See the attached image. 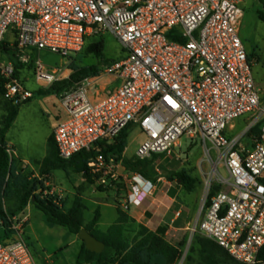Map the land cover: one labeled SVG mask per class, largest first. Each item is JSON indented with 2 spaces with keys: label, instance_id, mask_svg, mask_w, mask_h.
Returning <instances> with one entry per match:
<instances>
[{
  "label": "built area",
  "instance_id": "2783aa9c",
  "mask_svg": "<svg viewBox=\"0 0 264 264\" xmlns=\"http://www.w3.org/2000/svg\"><path fill=\"white\" fill-rule=\"evenodd\" d=\"M241 1L0 0V44L10 31L20 63H33L37 80L52 86L60 69L34 60L33 53L70 60L90 37L112 34L126 57L95 79L113 76L121 84L92 100L94 79H87L58 96L67 115L53 132L60 157L98 152L89 164L93 174L107 164L122 166L101 154L99 143H111L132 124L146 137L138 147L140 160L172 155L182 137L201 140L218 173V190L210 198L214 189L208 181L199 231L235 261L258 264L264 247V125L258 135L249 134L264 121V96L241 38ZM0 74L7 80V101L19 105L35 97L15 77L13 62L0 66ZM246 114L255 116L246 132L229 136L234 121ZM126 174L131 193L121 207L129 211L143 205L155 183L130 170ZM164 181L159 173L156 183ZM98 182L105 184V176ZM0 264L38 263L18 234L0 242Z\"/></svg>",
  "mask_w": 264,
  "mask_h": 264
},
{
  "label": "rangeland",
  "instance_id": "374dc122",
  "mask_svg": "<svg viewBox=\"0 0 264 264\" xmlns=\"http://www.w3.org/2000/svg\"><path fill=\"white\" fill-rule=\"evenodd\" d=\"M240 3L241 7L244 9L241 38L249 55H251L255 81L264 96V21H262L259 16V13L263 11V5L259 0H242ZM101 38L105 44L104 57L107 60L118 61L126 57L125 50L112 34H104ZM13 42L14 36L9 31L6 34L4 43L5 45H11ZM33 56L35 60L40 59L44 65L50 68L61 69L67 67V62L69 60L59 54L50 52H36ZM77 57L74 55L73 59L69 60V62H71L69 68L76 65L85 67L97 64L96 59L92 57L89 58L85 55L84 51ZM8 61L9 55L0 52V66H5ZM69 70L72 75L73 71L71 68ZM21 77L27 80L23 83L25 88L33 91L44 90L45 83H39L33 75V72L25 70L24 76L21 75ZM112 79L113 76H104L100 80L94 82L91 80L92 85L89 89L91 99L97 100L106 96V90L110 87V81ZM71 89H65L60 95H64ZM46 96L50 99L51 103H55L54 107L58 110H54L55 112L52 110V113H48V110L44 108L45 110L43 111H45V113H43L39 106H28V104L22 105L20 119L17 124L18 126L14 128L13 132L19 137L16 145L18 151L12 149L14 155L16 154L15 152H17L21 157L30 160H41L47 156L49 149L47 147L45 136L48 128V117L52 119V117H55L56 114H58V117H60L59 120H62L63 118H66L67 115L62 109L58 97L52 90L47 92ZM36 98L37 100H42L44 95L42 94V97L37 96ZM4 103L5 98L0 96V122L3 121L4 115L6 114ZM254 117L253 114H246L234 121L233 124L235 128L228 131V135L236 136L246 132ZM145 138L146 137L141 132L140 128L136 125L133 126L129 132L127 149L124 156L127 159L139 161V158L137 157L138 147ZM245 143H249V140L245 139ZM206 151L208 150L204 148L201 140L182 137L178 145L174 148L172 155L163 154L160 158L153 159L154 172H152V179L149 180L153 183H156V177L161 173L165 178V183L168 184L170 180H172L169 178L170 174H168L170 171L176 173L185 171L188 175L197 180L196 188L193 192L186 190L181 181L176 178L175 180H172L174 182L172 190L176 192L181 190L178 197L179 201L183 202V204L188 202L191 209L194 207L196 208L195 221L187 232V236L177 244L181 245L183 252L178 264H206L203 262L201 247L195 242L198 236L204 237L199 231V223L202 217V206L206 200L208 181H213L212 189L218 188V183H216L218 173L213 167L214 163L209 155L206 154ZM214 151V149L211 150V153L212 157L216 159V151ZM107 165L102 167L101 172V175L105 176L106 183L102 184L101 182H97L95 186L96 192H98V187L100 186L107 189V191L94 194L91 193L90 190L85 189L82 193L84 203L87 207L85 212L86 220L91 221L94 217L95 211L100 209L103 214L100 227L102 230L108 228L117 220V212L115 208L116 202H119L120 204L125 203L131 193V188L128 184L129 178L126 174L127 169L124 168L123 164L122 166ZM105 171H107V173ZM219 171L221 175L228 177V174L223 167H221ZM65 173L66 172L62 170L55 171L53 177L59 190L63 187L64 190L68 191L72 188L68 185V182L65 181ZM71 174L75 179L79 178L78 174L72 172ZM56 196L62 197V199L65 198L63 195ZM65 202L66 208H69L72 205L73 197L71 194L66 195ZM131 210L133 211L134 207H132ZM28 214H30V222L20 234L29 245L37 263L42 264V256L48 254L51 255L53 260L58 264H74L76 262V254L78 246L80 245V240L76 238V236L70 234L66 228L60 226H56L53 231L49 230L48 227L50 226H47L49 224H45L46 217L38 208L33 207V210H25L24 215L21 217L24 218ZM74 239L79 240L78 244L73 243ZM218 264L239 263L221 257L219 258ZM258 264L262 263L260 262Z\"/></svg>",
  "mask_w": 264,
  "mask_h": 264
},
{
  "label": "trees",
  "instance_id": "16d2710c",
  "mask_svg": "<svg viewBox=\"0 0 264 264\" xmlns=\"http://www.w3.org/2000/svg\"><path fill=\"white\" fill-rule=\"evenodd\" d=\"M259 1L263 5V11L259 13V16L264 21V0ZM102 36L90 37L83 50L86 56L96 59L97 64L70 67L73 73L69 79L52 85L55 94L60 95L65 89H71L89 78L99 77L104 67L116 62L104 57L105 44ZM0 52L7 53L9 60L15 63V77L18 78L19 70L23 65L16 53L4 42L0 44ZM249 61L252 63L251 55H249ZM6 82L7 80L0 74V96L3 98ZM28 102L15 105L5 99L6 114L0 122V242L11 241L18 235L19 232L14 228L15 217L32 204L44 213L49 223L67 228L71 234L77 236L82 229H86L105 244V251L97 254L89 251L81 240L82 248L78 264H178L183 254L181 245L173 244L166 239L167 227L163 226L156 231H151L146 226L140 225L138 231L133 234L126 229L132 218L128 211H124L121 204L116 202L117 221L106 231H99L96 227L102 212L100 209L96 210L93 219L87 221L85 218L87 207L80 191L69 209L65 208L63 200L51 193V188L47 184L51 182L52 173L55 170H62L67 174L70 172L80 174L88 184L96 185L102 175L93 174L89 164L98 152H82L65 160L60 157L54 137H51L48 142L49 155L37 163L40 166L39 177H34L23 170L19 171L18 162L10 154L11 149L6 136L18 116L19 108ZM262 125L264 121L251 129L249 137L258 135ZM133 126L135 125L126 127L111 143L100 142V153L117 162L121 161L125 169L150 180L154 172L153 159L160 158L161 155H153L149 159H139V161L130 160L124 156L129 132ZM168 174L172 180L176 178L181 181L189 192H193L196 188L197 180L185 171L180 173L170 171ZM217 190L218 188L214 189L210 198ZM98 191L104 193L107 189L100 186ZM195 243L201 247L203 262L206 264H218L221 257L235 261L223 248L205 237L198 236ZM259 261L264 264V247L259 254Z\"/></svg>",
  "mask_w": 264,
  "mask_h": 264
},
{
  "label": "crops",
  "instance_id": "0c3cea01",
  "mask_svg": "<svg viewBox=\"0 0 264 264\" xmlns=\"http://www.w3.org/2000/svg\"><path fill=\"white\" fill-rule=\"evenodd\" d=\"M12 50L14 53H16V51L14 49H12ZM34 54L35 53H33L32 56ZM33 59H34V56H33ZM8 62H13V61L9 60ZM70 63L71 62H69V60H68L67 67L60 69L61 74H60L59 81L66 80L70 77V75H71L70 70H69L70 69L69 68ZM14 65H15V63H14ZM22 65H23V67L19 70L20 75L18 78L17 77L16 78L23 84L27 80H25L23 77H21V75L24 76L25 70H29V71L33 72V75L35 76V66L33 64H29V65L22 64ZM101 78L102 77H100L99 79H95V78H92V79H94L93 80V82H94V81L100 80ZM36 80H37V78H36ZM38 82L42 83L40 81H38ZM110 83H111V85H110V87L107 88L106 95L108 93L114 91L117 87H119L121 84V80L113 77V79L110 81ZM27 90H29V89H27ZM50 90H52V86H48L46 84H45L44 90H39V91L29 90V91H32L33 93H35V97L33 99H31L26 104H28V106L29 105L30 106H33V105L39 106L42 109L43 113H45V111H43L45 109L48 110V113H50V112L52 113V110L57 111L58 109H56L54 107L55 103H51L50 99L46 96V93L49 92ZM42 94L44 95V98L42 100H37L36 97L37 96L42 97ZM55 95L57 97L59 96L57 94H55ZM99 99H101V98H99ZM23 105H25V104H23ZM21 107L19 108V113H18L16 120L13 122L10 130L7 133V136H6L7 143H8L9 148L11 149L10 154H11L12 158H14L18 162L19 171L23 170L26 173L33 175L34 177H39L40 166L37 163L42 161L43 159H45L49 155V150H48L47 156L42 158L41 160H30L27 158H23L17 152H15L16 154L14 155V153L12 151V149H14L15 151H18L17 150L18 148H16V145L18 143L19 137L16 134H14L13 132H14V128L16 126H18L17 124H18L19 119H20ZM59 118L60 117H58V114H56L55 117H52V119L50 117H48V128H47L46 136H45L46 142H47V147H48L49 139L51 137H53L54 129H55L58 121H60ZM48 149H49V147H48ZM55 171H59V170H55ZM55 171H53V173ZM53 173H52L51 182L48 183L47 185L51 188L52 194L63 195L65 197L64 199H62V200H64L65 208H66V202L65 201H66V195L67 194L72 195V197H73L72 205H73L74 199H75L78 191L83 193V191H85V189H88L91 191V193H94V194L100 193L99 191L96 192V190H95L96 185L88 184L85 181V179L83 178V176L80 174H78L79 178L75 179V177L72 176L71 172H70V174L65 173L64 175H66L65 181L68 182V185H70L72 189L67 191V190H64L62 187V189L59 190V188H58V186L54 180ZM74 174H76V173H74ZM173 184H174V182L172 180H170V182L168 184H166L165 181L161 182V183H155L154 191L150 194V196L143 203V205L140 207H134L133 211L131 210V208L133 207L132 206L130 208V210L128 211L130 217L132 218V221L129 224H127L126 229L130 232H133V234H134L135 232L138 231L140 225L146 226L151 231H156L159 227L164 226V227H167L166 239L169 242H171L173 244H178L181 240H183L187 236V232L190 230V227L192 226L193 222L195 221V217H196L195 209L196 208L194 207L191 209L188 202L187 203L185 202L183 204V202L179 201L178 197H179L181 190H179L177 192L173 191L172 190ZM72 205L69 208H71ZM33 207H35V206L32 204L28 205L24 209L23 212L19 213L15 217V226L19 227V231H18L19 233L18 234H20V232L23 231L25 226L30 222V214H28L24 218H22L21 216L24 215L25 210H27V209L33 210ZM69 208H66V209H69ZM115 208H116V212H117V205L116 204H115ZM102 218H103V214H102L100 222L98 223L96 228L99 231H106L111 225L108 228L102 230L100 228ZM117 219H118V213H117ZM45 224H49L47 226H50L48 228L51 231H53L56 228V226H59L56 224L49 223L47 218L45 219ZM60 227H62V226H60ZM72 235H74V234H72ZM74 236H76V238H78L80 240V245L78 246V250H77V254H76V262L74 263V264H78V257H79V254H80V251L82 248V241L77 235H74ZM78 239H74L73 243L78 244V242H79ZM41 262H42V264H58L55 260H53V257L51 255H48V254L47 255L44 254V256H42Z\"/></svg>",
  "mask_w": 264,
  "mask_h": 264
},
{
  "label": "water",
  "instance_id": "95a60500",
  "mask_svg": "<svg viewBox=\"0 0 264 264\" xmlns=\"http://www.w3.org/2000/svg\"><path fill=\"white\" fill-rule=\"evenodd\" d=\"M78 237L85 243L86 248L94 253L101 254L105 251V244L98 240L86 229H82Z\"/></svg>",
  "mask_w": 264,
  "mask_h": 264
}]
</instances>
